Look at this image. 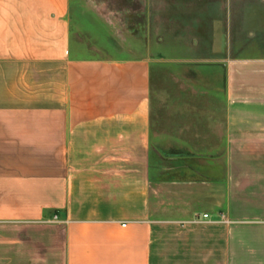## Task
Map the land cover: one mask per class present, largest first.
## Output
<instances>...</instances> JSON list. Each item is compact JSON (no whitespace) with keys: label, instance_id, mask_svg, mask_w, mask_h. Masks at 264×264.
Masks as SVG:
<instances>
[{"label":"crops","instance_id":"crops-1","mask_svg":"<svg viewBox=\"0 0 264 264\" xmlns=\"http://www.w3.org/2000/svg\"><path fill=\"white\" fill-rule=\"evenodd\" d=\"M194 1L189 13L171 0L169 27L212 36L203 65L223 67L227 147L263 145L264 0ZM136 2L153 17L154 0ZM70 11L71 0H0V264H154L158 227L228 206L230 170L159 160L151 58L74 57ZM236 30L245 57L232 55Z\"/></svg>","mask_w":264,"mask_h":264},{"label":"rangeland","instance_id":"rangeland-1","mask_svg":"<svg viewBox=\"0 0 264 264\" xmlns=\"http://www.w3.org/2000/svg\"><path fill=\"white\" fill-rule=\"evenodd\" d=\"M188 1L193 3L189 13L201 9ZM245 1L234 5L240 8ZM206 5L212 16L213 3ZM171 6V0H154L150 17L136 0H71L72 54L79 59L150 57L152 152L159 160L181 158L176 166L205 165L207 174L214 166L223 174L230 170L228 206L208 222L193 224L194 216L158 227L154 264H264V143L227 147L223 67L203 65L214 59L212 36L198 34L187 22L173 34L169 24L178 22ZM189 22L197 24L198 19ZM233 41L237 50L232 55L247 56L251 45L245 35L236 30ZM204 42L207 49H199ZM241 78L246 80L237 77L233 85L245 91Z\"/></svg>","mask_w":264,"mask_h":264},{"label":"built area","instance_id":"built-area-1","mask_svg":"<svg viewBox=\"0 0 264 264\" xmlns=\"http://www.w3.org/2000/svg\"><path fill=\"white\" fill-rule=\"evenodd\" d=\"M56 217H53V220H55ZM210 221V216L208 214H202L201 216L197 217L196 220L192 221L193 224H196L198 222H208Z\"/></svg>","mask_w":264,"mask_h":264}]
</instances>
